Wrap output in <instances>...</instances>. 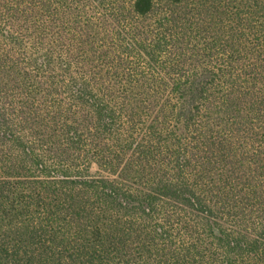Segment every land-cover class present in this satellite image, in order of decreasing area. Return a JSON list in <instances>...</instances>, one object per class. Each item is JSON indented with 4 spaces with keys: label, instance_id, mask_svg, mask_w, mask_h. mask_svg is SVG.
Instances as JSON below:
<instances>
[{
    "label": "trees",
    "instance_id": "1",
    "mask_svg": "<svg viewBox=\"0 0 264 264\" xmlns=\"http://www.w3.org/2000/svg\"><path fill=\"white\" fill-rule=\"evenodd\" d=\"M0 264H264V0H0Z\"/></svg>",
    "mask_w": 264,
    "mask_h": 264
}]
</instances>
